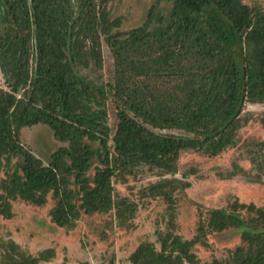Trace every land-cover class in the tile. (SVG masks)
<instances>
[{
    "label": "trees",
    "instance_id": "1",
    "mask_svg": "<svg viewBox=\"0 0 264 264\" xmlns=\"http://www.w3.org/2000/svg\"><path fill=\"white\" fill-rule=\"evenodd\" d=\"M108 1L0 0V76L6 85L0 89L4 218L11 217V199L39 206L51 193L55 204L50 217L58 227H71L80 211L105 213L112 208L122 224L133 207L112 199V177L138 175L142 165L174 174L185 151L217 156L236 146L246 105L264 103L260 6L245 0H155L140 26L122 32L113 31L117 20L108 21ZM160 3L169 5L166 12ZM99 36L113 57L111 85L81 72L90 60L100 66ZM81 37L91 40L87 50L82 51ZM140 75L149 80L157 76L165 84L163 91L145 83L137 86L133 79ZM109 94L114 98L113 131L107 120ZM36 125L47 126L56 140L67 144L47 164L20 143L21 129ZM164 129L182 135L155 132ZM91 168L92 179L86 176ZM71 176L81 193L79 204L69 188ZM164 186L149 190L166 196ZM179 187L184 191L189 184L180 181ZM239 208L253 217L245 220ZM206 215L193 239L158 233L160 250L142 244L130 256L131 263L201 264L194 245H206V233L237 228L242 245L210 264H264V207L234 204ZM48 253L27 258L9 241L5 258L11 264H37Z\"/></svg>",
    "mask_w": 264,
    "mask_h": 264
},
{
    "label": "rangeland",
    "instance_id": "2",
    "mask_svg": "<svg viewBox=\"0 0 264 264\" xmlns=\"http://www.w3.org/2000/svg\"><path fill=\"white\" fill-rule=\"evenodd\" d=\"M154 1L109 0L106 5L108 21L118 22L113 31L124 32L140 26ZM245 3L264 9V0H245ZM168 7L167 3H162L161 12H166ZM98 41L100 66H94L90 60L81 72L96 83L111 85L115 74L113 57L104 38L99 36ZM83 43L82 51L88 49L91 40H83ZM34 53L31 41L30 71L34 65ZM133 80H137V86L145 83L153 91H163L162 86H165L157 80V76L149 80L140 75ZM0 89H6L2 76ZM113 101L114 98L109 94L106 102L107 120L112 131L116 125ZM241 119V127L236 133V146L217 156L185 151L178 157L174 174L150 170L142 165L138 175L121 173L112 177V199L116 202L126 201L133 207L132 212H126V220L122 224L117 222V210L112 208L105 213L85 214L80 211L71 227H58L50 217L55 204L51 193L45 196V203L39 206L11 199V217L4 218L0 214V264L12 263L5 258L9 241L17 245V253L27 258L50 251L46 260L37 264H132L130 256L140 245L148 243L156 251L160 250L158 233L171 232L182 239H193L200 220L204 221L207 217V210H229L234 204L264 207V103L247 104ZM155 132L182 135L177 129ZM19 139L24 148L45 164L49 162L51 154L61 147H67L66 143L56 140L45 125L21 129ZM97 147V144H92V148ZM94 171L91 168L86 176L92 179ZM4 176V171H0V180ZM73 179V176L69 179V188L74 203L79 204L81 193ZM180 181L188 183L189 187L182 191ZM160 183L165 185L162 191L166 196L149 190ZM0 194L4 195L1 186ZM237 212L245 220L254 214L247 213L244 208H239ZM205 242L206 245L197 243L192 248L201 264L226 259L235 247L242 245L237 228L206 233Z\"/></svg>",
    "mask_w": 264,
    "mask_h": 264
}]
</instances>
